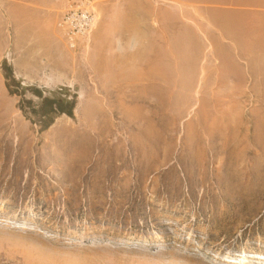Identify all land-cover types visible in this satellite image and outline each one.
<instances>
[{
  "label": "rangeland",
  "instance_id": "obj_1",
  "mask_svg": "<svg viewBox=\"0 0 264 264\" xmlns=\"http://www.w3.org/2000/svg\"><path fill=\"white\" fill-rule=\"evenodd\" d=\"M0 264H264V0H0Z\"/></svg>",
  "mask_w": 264,
  "mask_h": 264
},
{
  "label": "trees",
  "instance_id": "obj_2",
  "mask_svg": "<svg viewBox=\"0 0 264 264\" xmlns=\"http://www.w3.org/2000/svg\"><path fill=\"white\" fill-rule=\"evenodd\" d=\"M40 96V94H39ZM45 104H48L50 106L49 110L43 111V115L47 113L58 115L60 114H67L68 116H73V109L75 108V100H67L64 98H45ZM54 117L50 118V121L44 125V128H48L49 125L53 122Z\"/></svg>",
  "mask_w": 264,
  "mask_h": 264
},
{
  "label": "built area",
  "instance_id": "obj_3",
  "mask_svg": "<svg viewBox=\"0 0 264 264\" xmlns=\"http://www.w3.org/2000/svg\"><path fill=\"white\" fill-rule=\"evenodd\" d=\"M88 21H90V19L86 14H84L83 16H78V18H76L75 15L68 18V21L66 22V24L68 25L67 38L72 46L75 45L78 36L83 33V29L86 28Z\"/></svg>",
  "mask_w": 264,
  "mask_h": 264
},
{
  "label": "bare ground",
  "instance_id": "obj_4",
  "mask_svg": "<svg viewBox=\"0 0 264 264\" xmlns=\"http://www.w3.org/2000/svg\"><path fill=\"white\" fill-rule=\"evenodd\" d=\"M82 21V20H81Z\"/></svg>",
  "mask_w": 264,
  "mask_h": 264
}]
</instances>
